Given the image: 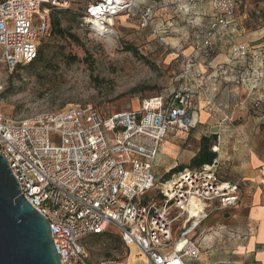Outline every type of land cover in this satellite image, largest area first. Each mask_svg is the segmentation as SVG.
<instances>
[{"label": "built area", "instance_id": "1", "mask_svg": "<svg viewBox=\"0 0 264 264\" xmlns=\"http://www.w3.org/2000/svg\"><path fill=\"white\" fill-rule=\"evenodd\" d=\"M70 1L0 0V73L37 59L41 39L51 35V8H68ZM211 4L212 19L202 41L210 59L215 54L211 39L230 27L237 1ZM152 9H142L134 0H93L85 5L78 26L97 39L117 38V17L138 14L147 27ZM251 50L247 43L233 44L228 66L215 69L211 78L227 79L243 69L239 83L246 86L253 80L248 95L259 112L264 109V89H258L264 71L253 65L258 56ZM183 59L180 85L165 98L143 100L138 111L102 118L91 105H70L20 119L0 111V156L20 193L47 220L60 264H117L110 257L91 261L81 243L109 227L125 248L136 247L147 264H187L205 247L193 237L199 225L213 211L238 204V186L219 179L215 160L164 181L154 172L162 143L170 134H188L194 97L207 92L196 81L200 73L193 68V57ZM154 191L157 197L149 196Z\"/></svg>", "mask_w": 264, "mask_h": 264}, {"label": "rangeland", "instance_id": "2", "mask_svg": "<svg viewBox=\"0 0 264 264\" xmlns=\"http://www.w3.org/2000/svg\"><path fill=\"white\" fill-rule=\"evenodd\" d=\"M92 1L71 0L68 8L50 11L77 40L51 34L40 41L41 63L0 73V111L4 116L20 119L56 113L70 105H91L107 118L119 112L138 111L143 100L165 98L180 85L183 55L188 56L199 40L195 22L208 21L211 0H141L140 8H153L151 25L142 27L138 14L117 17V38H113L112 48L106 38L97 39L78 26L77 17ZM236 1V15L243 25L239 39L264 28L261 0ZM167 23L171 26L164 34L162 29ZM149 196L157 197L155 191ZM227 216L220 210L209 219L216 223L217 230L226 231ZM179 225L177 222L175 227ZM81 243L91 261L110 257L117 258V264H147L135 247L124 250L112 227L103 235L84 237Z\"/></svg>", "mask_w": 264, "mask_h": 264}, {"label": "crops", "instance_id": "3", "mask_svg": "<svg viewBox=\"0 0 264 264\" xmlns=\"http://www.w3.org/2000/svg\"><path fill=\"white\" fill-rule=\"evenodd\" d=\"M134 1L141 6V0ZM209 15L208 21L195 22L199 40L188 55L193 57V68L200 73L196 81L207 92L198 91L194 97L193 127L188 134H170L166 138L171 141L165 139L162 143L154 172L164 176L177 165H188L198 150L200 138L216 135L214 169L220 180L238 186L240 196L234 208L221 210L228 214V230H217L216 223L209 219L213 212L220 211L215 210L195 231L193 237L202 239L203 251L209 250L201 252L195 259L199 261L196 264H264V109L257 112L252 108L248 92L253 80H247L246 86L239 83L244 76L243 69L236 70L227 79L211 78L215 69L228 66L233 44H249L252 53L258 56L253 65L264 71V28L239 39L243 25L235 12L230 27L213 35L215 54L210 59L202 46L212 11ZM167 24L162 29L164 34L171 26ZM214 87L216 91L212 90ZM258 89H264V79ZM157 173L161 179L163 176ZM187 264L192 262L187 261Z\"/></svg>", "mask_w": 264, "mask_h": 264}, {"label": "water", "instance_id": "4", "mask_svg": "<svg viewBox=\"0 0 264 264\" xmlns=\"http://www.w3.org/2000/svg\"><path fill=\"white\" fill-rule=\"evenodd\" d=\"M0 264H60L49 224L0 156Z\"/></svg>", "mask_w": 264, "mask_h": 264}, {"label": "trees", "instance_id": "5", "mask_svg": "<svg viewBox=\"0 0 264 264\" xmlns=\"http://www.w3.org/2000/svg\"><path fill=\"white\" fill-rule=\"evenodd\" d=\"M54 8L55 7H52L51 9H54ZM58 10L62 11L63 9H58ZM81 15H82V12H81ZM81 15L77 17L78 20L81 17ZM50 25H51V34L63 36V37L66 35L74 40H77L73 34L69 33L68 31H66L65 29L61 27V21L53 14H50ZM125 51L132 52L133 50L131 48H126ZM40 55H41V52H38L37 59L39 58V63H41ZM35 61L31 63L30 65L18 67V69H21L23 67H32L34 65H38L39 63H35ZM216 139H217L216 135L202 136L199 140L198 150L196 154L191 158L188 165L186 166L177 165L175 168L171 169L168 173H166L163 176L162 180L163 181L168 180L171 178L172 175L179 173L186 168L199 169V168H202L203 166L211 165L213 161L216 159V152H215V146H214ZM94 236H98V235H94Z\"/></svg>", "mask_w": 264, "mask_h": 264}, {"label": "bare ground", "instance_id": "6", "mask_svg": "<svg viewBox=\"0 0 264 264\" xmlns=\"http://www.w3.org/2000/svg\"><path fill=\"white\" fill-rule=\"evenodd\" d=\"M106 41L108 42V46L112 48L114 45V39L111 36H108L106 37Z\"/></svg>", "mask_w": 264, "mask_h": 264}, {"label": "flooded vegetation", "instance_id": "7", "mask_svg": "<svg viewBox=\"0 0 264 264\" xmlns=\"http://www.w3.org/2000/svg\"><path fill=\"white\" fill-rule=\"evenodd\" d=\"M35 63H39V58H38V59H36Z\"/></svg>", "mask_w": 264, "mask_h": 264}]
</instances>
